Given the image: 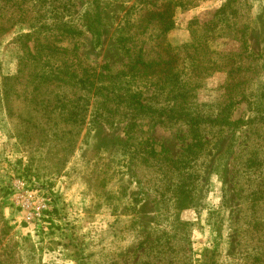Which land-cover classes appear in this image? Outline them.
Here are the masks:
<instances>
[{
	"label": "rangeland",
	"instance_id": "obj_1",
	"mask_svg": "<svg viewBox=\"0 0 264 264\" xmlns=\"http://www.w3.org/2000/svg\"><path fill=\"white\" fill-rule=\"evenodd\" d=\"M154 1L0 0V264H264V162L248 160L264 158V127L232 123L264 97V0L166 5L165 24L137 14ZM193 37L216 64L234 53L251 86L240 72L197 80V123L137 108L156 90L139 50L168 55L170 74ZM66 69L71 82L53 79Z\"/></svg>",
	"mask_w": 264,
	"mask_h": 264
},
{
	"label": "trees",
	"instance_id": "obj_2",
	"mask_svg": "<svg viewBox=\"0 0 264 264\" xmlns=\"http://www.w3.org/2000/svg\"><path fill=\"white\" fill-rule=\"evenodd\" d=\"M88 1H92V0H88ZM170 1H172V3L167 4V2L165 1H161V3H158V1L155 0L153 3H151V7L148 6L149 4L145 6H141L140 9L137 11V14L144 15V17H146L148 21H154V20L161 19V21H163L164 24H165V21H169L171 23L172 13L168 12L167 14V12L166 13L163 12V8L166 5L170 6V10H171V7L173 9L177 6L188 7V6H193L195 4L193 0L191 1L190 0H183V1L182 0L181 1L170 0ZM230 3L231 1L227 5L223 6L218 11V13L220 14L225 13L226 8L228 7ZM150 8H152L153 11H150L151 10ZM160 15H162L163 17ZM167 18H169V20H167ZM89 28L90 30H94V26H92V24L89 26ZM219 28H220L219 22H217L211 26L210 30H218ZM231 29L232 31H234L235 36L239 37L237 29L233 27ZM52 30L53 29H50V31ZM96 30H98V28L95 25V34L97 38H99L98 40H100L101 34L96 32ZM163 32H165V30H163ZM207 32H209V35L211 34V31H207ZM33 36H34V33L26 34L25 35L26 41H29L31 38H33ZM55 36H52L51 34H49L46 37L48 39H51L52 37H55ZM125 36L122 38H129V36L128 37H125ZM38 39L40 38H37V40ZM136 40L139 41L141 39L136 38ZM54 42L55 41L48 42V45H49L48 47L51 46L50 47L51 49L58 51L56 48H52L55 46ZM36 44L40 46L38 41L35 43V45ZM159 46L160 47L166 46V48H169V46L171 47L172 45L170 44L168 45L165 40L161 39V43L159 44ZM145 50L146 49L144 47L141 48L139 50L140 52H138L135 58H133L134 59L133 64L135 66L134 69L138 70L140 73L143 74L144 79H142V81L145 82L146 85H148V87L152 86L156 90H154L155 96L151 98L148 102H145V103L143 101L141 102L142 95L139 96L140 98L136 102L138 106L137 108L143 111H149L155 115L163 116L168 119L169 118L175 119V120L183 119L186 121H192V123L198 122L199 114L197 110H195L194 108L193 110H190L189 102L194 97L193 95L194 90L197 88V86L200 85L197 80L206 78L207 76L211 75L215 71H220V70L225 71L229 76L237 75L240 72L241 73L240 77L243 79L240 82L241 85L244 86L241 88L243 91L246 88H249L251 86L250 84H248L249 80L254 79L253 76L251 77L249 75L248 70L250 69H245L242 67V65L235 63V57L233 55L234 53L233 54L231 53L221 54L222 56L220 58L221 62H217L216 64V62H214L211 59L213 52H211L208 47L204 49L203 45L200 42V38L193 37V41L189 43L188 45L189 54L187 57L188 61L186 62V67L184 66L185 61L183 59L182 60L179 59L175 63V66L170 69V71L173 69H175V71H171L170 74H169V70L167 69L166 62H165L166 61L165 58L168 57V55L161 59L149 58L145 53L143 54ZM129 53L131 54L130 51ZM199 53L200 55H198ZM48 55L51 56V53L48 52ZM202 55L205 58L201 60L200 57ZM199 70H201L203 73L200 72ZM53 71H57V69H53ZM252 73L253 75H255L256 71L253 70ZM167 74L169 75L165 77L164 75H167ZM63 75H65L68 78V80H63L60 77H56V76L53 79L55 81H62L68 84L69 82L72 81V79H74L77 76L76 72L70 69L64 70ZM81 75H82L81 79H83V81L85 82V86L89 87L92 84L90 81L88 82L89 76L84 73ZM40 78H48V75L45 74V76L43 75ZM102 82L103 81H101V83ZM240 83L236 82L232 84V86L236 87ZM246 84L248 87H246ZM93 88H94V94H97V96L99 97L103 96V98H105V100L107 101L108 98L105 97V93L103 92V90L106 91L105 86H103L102 84L93 85ZM143 99H146V98H143ZM239 99L241 98H238V96H234V98H229V100H227L228 102L230 101L229 106L236 105L237 103L242 101ZM133 103L134 102H132V105ZM248 106H249V109L253 111V115H250L247 120L246 119L236 120L232 123L235 124V123L241 122L247 125L248 124L254 125V124H260L261 122L263 123L261 127H264V97L260 99L257 98L255 100L248 101ZM182 110H185V111L183 112ZM248 160L251 161V163L253 164L252 167H255V168L261 167V164H263L264 162V158L263 159L254 158L252 156L249 157ZM258 171L256 172L257 174H259Z\"/></svg>",
	"mask_w": 264,
	"mask_h": 264
},
{
	"label": "built area",
	"instance_id": "obj_3",
	"mask_svg": "<svg viewBox=\"0 0 264 264\" xmlns=\"http://www.w3.org/2000/svg\"><path fill=\"white\" fill-rule=\"evenodd\" d=\"M16 183L20 188H24V186L26 185V181L24 179H19Z\"/></svg>",
	"mask_w": 264,
	"mask_h": 264
}]
</instances>
